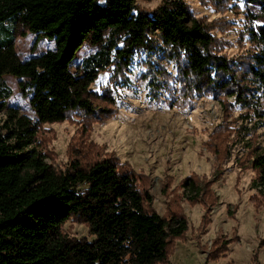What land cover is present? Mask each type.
Segmentation results:
<instances>
[{"label": "trees", "instance_id": "obj_1", "mask_svg": "<svg viewBox=\"0 0 264 264\" xmlns=\"http://www.w3.org/2000/svg\"><path fill=\"white\" fill-rule=\"evenodd\" d=\"M247 1L258 6L263 22L248 29L257 51L242 67L214 52L207 24L183 0L164 1L150 11L138 9L135 0H0V264H169L174 241L188 229L182 199L201 202L205 214L197 227L205 229L208 205L217 199L212 180L191 172L170 187L172 177L165 176L161 192L167 201L159 214L148 176L90 139L92 123L116 111L112 89L95 91L90 84L105 70L118 84L133 52L159 40L179 83L170 105L184 107L193 95L204 94L227 112L232 96L234 105L245 107L242 117L264 119V0ZM17 18L35 33L32 47L46 37L53 48L20 59L13 45ZM87 39L99 47L72 72L75 52ZM4 74L18 77L21 93H30L35 119L6 103L11 89ZM156 80L151 83L158 85ZM71 115L79 126L67 144V163L54 167L37 147L41 126ZM206 147L219 150L209 141ZM248 155L252 182L264 194V150L255 147ZM68 219L82 222L93 238L65 233ZM232 240L212 238L206 258L218 259ZM262 246L264 235L257 243ZM252 258L259 264L257 251Z\"/></svg>", "mask_w": 264, "mask_h": 264}, {"label": "rangeland", "instance_id": "obj_2", "mask_svg": "<svg viewBox=\"0 0 264 264\" xmlns=\"http://www.w3.org/2000/svg\"><path fill=\"white\" fill-rule=\"evenodd\" d=\"M164 1L168 0H135V4L140 10L150 11ZM183 1L194 16L207 24L214 37V52L245 66L257 51L248 29L263 22L258 6L247 0ZM12 25L13 45L20 59L53 48V40L46 37H41L32 47L35 33L28 31L20 18ZM98 47V43L85 40L76 50L70 70L77 71L82 58ZM166 51L159 40L151 49L135 50L124 77L117 79L118 84L110 80V70L98 74L90 88L99 91L103 86L110 87L116 111L109 118L92 123L90 139L148 176L152 206L159 214L167 201L161 192L165 176L172 177L170 187H176L191 172L212 180L211 188L217 199L208 205L209 222L204 230L197 227L205 214L201 202L192 205L181 200L188 229L184 239L174 241L169 264H255L252 258L255 251L259 264H264V246L257 247L264 235V194L252 182L254 172L249 164L252 156L248 155L255 147L264 150V119L242 117L245 107L234 105L232 96H227L233 104L227 112L218 100L204 94L193 95L184 107L170 105L179 83L175 78V63ZM3 79L11 89L6 103L35 119L30 93H21L19 78L4 74ZM152 79H157L159 84L151 83ZM3 117L0 112V120ZM78 119L71 115L67 120L42 124L37 147L46 154L47 163L61 168L66 165L67 144L76 134ZM208 141L219 144L218 155L207 149ZM62 230L70 236L93 238L82 222L73 219L65 221ZM219 235L234 240L218 259L209 260L206 255L211 239Z\"/></svg>", "mask_w": 264, "mask_h": 264}, {"label": "snow or ice", "instance_id": "obj_3", "mask_svg": "<svg viewBox=\"0 0 264 264\" xmlns=\"http://www.w3.org/2000/svg\"><path fill=\"white\" fill-rule=\"evenodd\" d=\"M255 23V22H254Z\"/></svg>", "mask_w": 264, "mask_h": 264}]
</instances>
